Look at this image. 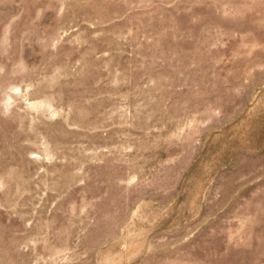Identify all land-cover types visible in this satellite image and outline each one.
I'll return each mask as SVG.
<instances>
[{
    "label": "rangeland",
    "instance_id": "374dc122",
    "mask_svg": "<svg viewBox=\"0 0 264 264\" xmlns=\"http://www.w3.org/2000/svg\"><path fill=\"white\" fill-rule=\"evenodd\" d=\"M0 264H264V0H0Z\"/></svg>",
    "mask_w": 264,
    "mask_h": 264
}]
</instances>
